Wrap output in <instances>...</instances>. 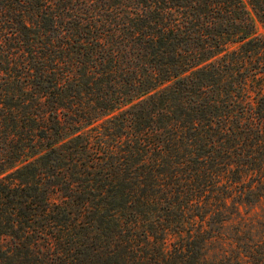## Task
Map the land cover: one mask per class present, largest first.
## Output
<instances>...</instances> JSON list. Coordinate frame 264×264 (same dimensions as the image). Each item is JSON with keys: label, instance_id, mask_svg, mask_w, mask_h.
Instances as JSON below:
<instances>
[{"label": "trees", "instance_id": "1", "mask_svg": "<svg viewBox=\"0 0 264 264\" xmlns=\"http://www.w3.org/2000/svg\"><path fill=\"white\" fill-rule=\"evenodd\" d=\"M264 0H0V264H264Z\"/></svg>", "mask_w": 264, "mask_h": 264}, {"label": "rangeland", "instance_id": "2", "mask_svg": "<svg viewBox=\"0 0 264 264\" xmlns=\"http://www.w3.org/2000/svg\"><path fill=\"white\" fill-rule=\"evenodd\" d=\"M260 31H261V32H264V29L262 28V26H260Z\"/></svg>", "mask_w": 264, "mask_h": 264}]
</instances>
